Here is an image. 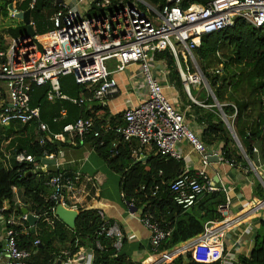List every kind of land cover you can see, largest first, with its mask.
Here are the masks:
<instances>
[{
	"label": "built area",
	"instance_id": "built-area-1",
	"mask_svg": "<svg viewBox=\"0 0 264 264\" xmlns=\"http://www.w3.org/2000/svg\"><path fill=\"white\" fill-rule=\"evenodd\" d=\"M166 1L162 8H158L147 0H118L115 10L90 16L80 11L77 5L87 2L90 4L89 11L94 5L100 11L112 7V0H74V5L67 0L59 3L55 0L57 10L51 17L54 30L46 35L54 42L53 50L46 44V36L40 37L38 34L33 37L11 38L4 48H0V125L9 126L13 122L36 123L39 133L37 139L41 145L45 144L42 132L50 133L54 143L67 141V134L81 139L88 135L98 137L101 131L96 129V121L92 117H80L75 122L64 125L61 132H52L41 119L40 107L31 104L33 87L47 86L49 101L67 100L78 106L89 105L92 110L93 103L107 106V100L119 94L117 74L126 73L132 66H137L133 72L128 73V80L139 102L124 109L122 122L117 126L107 120L105 131L115 132L124 142L136 140L141 146L153 144L163 156L176 160H184L185 156L179 150V144L186 140L202 160L208 163L213 153H210L208 146L190 126L186 112L180 110L167 96L163 83L167 79L166 72L162 63L155 59V53L170 50L176 59L184 90L190 99L202 107L212 108L215 104L199 102L191 93V87L194 89L195 86H200L208 97H215L194 56V50L201 46L203 35L234 25L238 17L254 27L263 26L264 0H211L207 4L189 0L187 8L181 5L182 0ZM18 12L14 9L11 15L15 16ZM31 24L34 26L32 20ZM214 72L223 74V64ZM70 74L91 93L89 97H71L62 91L61 78ZM227 105L232 106L233 114L227 115L221 104L220 116L226 123L239 154L249 169L258 175L264 187L259 167L245 151L235 128L238 108L233 102ZM60 115H66V110L62 109ZM54 121H60V118L57 117ZM214 153L231 167H237L238 160L235 158L227 159L220 152ZM254 153L259 154L257 147H254ZM55 156L54 152L44 149L41 161ZM16 160L19 163H32L35 157L22 152L16 155ZM41 167L42 164H38L35 168ZM87 181L92 182L91 179ZM81 183L82 177L79 173H58L49 177L47 199L52 203L49 210L55 216L59 204L68 209L81 208L78 195L82 190ZM169 186L174 202L185 210L192 208L199 196L206 192L223 191L226 201L219 206L223 216L221 220L207 221L200 236L181 248L163 252L159 262L170 261L176 254L188 248H194L195 251L198 247L205 246L208 249L221 250L220 264L238 263L232 250L227 249L236 221L227 215L233 203L230 195L232 189L217 185L206 170L193 171L187 165L170 181ZM93 188L97 192L100 187L93 183ZM127 204L130 209L135 208L133 200L127 201ZM263 208L264 198L253 204L248 211L256 214ZM137 212L133 214L138 215L139 220L150 231L152 250L155 253L160 252L162 243L170 237L171 231L163 229L152 215L143 216L141 210ZM98 214L101 224L97 235L112 239L115 249L121 250L126 238L122 225L116 220H109L103 210L98 209ZM37 217L39 220V216ZM0 218L4 227V234L0 237L3 244L0 246V264H27L32 252L21 248L18 237L21 233L28 234L32 228L28 214L22 212L10 218H4L0 214ZM16 227H20V231ZM39 244L40 241L36 240L35 245ZM96 247L103 249L100 240L96 241ZM232 247L236 248V244L233 243ZM82 250L81 248L74 257H71L69 248L63 250L60 257L67 259L63 262L60 260L61 264H92L93 254L84 253Z\"/></svg>",
	"mask_w": 264,
	"mask_h": 264
},
{
	"label": "trees",
	"instance_id": "trees-1",
	"mask_svg": "<svg viewBox=\"0 0 264 264\" xmlns=\"http://www.w3.org/2000/svg\"><path fill=\"white\" fill-rule=\"evenodd\" d=\"M14 1L0 0V17L12 21L3 32L18 38L25 35L27 24L17 15H11L10 5H13ZM147 1L158 8H162L167 2L166 0ZM194 1L207 4L211 0ZM32 3L33 8H31ZM189 3V0H182L181 5L187 8ZM16 7L20 11L31 10V20L34 22L36 34L44 35L54 30L53 23L47 19L57 10L55 0L34 2L21 0L16 2ZM112 9H116L115 5ZM91 11L94 14L98 13L94 8ZM4 47V38L0 34V48ZM194 56L217 100L223 105V111L227 115L233 114L234 109L227 103L236 104L238 116L235 128L247 154L251 159L257 158L254 147H259L261 159L264 160V87L258 86L260 81L264 82V25L254 27L238 17L234 25L219 32L203 35L202 44L194 50ZM155 59L163 64L169 80L184 88L173 53L168 49L157 51ZM220 64L224 66L223 74L210 71ZM223 75L225 76L222 77ZM67 76L61 78V89L65 94L71 97L91 95L83 85L76 82L74 75L70 86L66 81ZM47 90V86H34L31 104L40 107L41 119L48 124L49 129L59 133L64 125L75 122L80 117L95 119L96 129L101 131V135L98 137L88 135L84 138V142L92 143L107 166L121 174L120 187L125 199L133 200L135 208L141 210L143 216L152 215L163 229L171 231L170 237L162 243L160 252L155 253V259H159L163 252L181 248L200 236L207 221L223 218L219 211V206L226 201L223 191L206 192L188 210L174 202L169 183L183 171L185 165L183 160L163 156L155 146L156 153L149 156L146 161H138L133 156L135 147L130 142H124L115 132L105 131L106 121L111 120V123L117 126L122 122V114L111 116L109 108L98 103L94 104V110L91 112L87 105L78 106L65 100L49 101ZM4 92L6 93L5 90ZM191 93L195 96L192 87ZM205 103L215 104L212 97H208ZM191 106L203 110L192 102ZM63 107L68 109V116L60 121H54L57 117L61 118L60 110ZM98 114L104 115L98 118ZM202 121L206 123L201 134V140L205 145L218 143L225 158L243 160L217 106L214 105L208 110ZM38 134L36 123L13 122L9 126L0 125V214L4 218L22 214L23 206L17 203V192H19L24 207L29 213L39 216L35 231L29 230L28 234L21 233L18 237L21 248L32 252L27 264H58L60 260L63 262L67 259L60 257V254L68 248L71 250V257H74L81 248L92 250L94 255L92 264H145L142 261H135L123 253L122 249L116 250L112 239L97 235L101 224L97 209L78 208L79 216L74 229L68 227L49 210L52 203L47 199L46 181L50 176L44 175L42 171L34 173L35 167L40 164L44 149L57 153L68 143L67 141L54 143L50 133L42 132L45 144L41 145L37 139ZM22 152L32 154L35 157L34 162L19 163L16 155ZM53 172V174L60 173L58 170ZM256 193L264 198V189L259 183ZM6 203L9 204L8 207L5 206ZM16 229L20 231V227ZM36 240L40 241L39 245H35ZM97 240H100L103 249L96 247ZM0 246H3L1 242ZM216 250L220 249L207 248L204 251L196 249L195 257L204 260L200 261L192 256L194 248H188L163 264H220V261L206 262L217 257L214 253ZM239 264H264V220H261L251 254L247 257H239Z\"/></svg>",
	"mask_w": 264,
	"mask_h": 264
},
{
	"label": "crops",
	"instance_id": "crops-1",
	"mask_svg": "<svg viewBox=\"0 0 264 264\" xmlns=\"http://www.w3.org/2000/svg\"><path fill=\"white\" fill-rule=\"evenodd\" d=\"M17 1L21 0L14 1L13 10L17 9ZM67 2H71L72 5L75 4L74 0H67ZM77 8L82 11L81 5H77ZM17 10L19 12H24L20 11L19 9ZM51 17L47 19L50 22H52ZM11 22L12 21L6 18L0 17V34L4 38V45L11 38H13L12 36L3 32L4 29L11 24ZM51 32L39 36L43 37L50 34ZM134 67L137 66H132V68ZM116 77L119 81L120 92L114 97L109 98L106 102L111 116L122 114L124 109L139 102L136 93L131 88L130 82L128 80V75L126 73H119L116 75ZM166 77L167 79L166 81L163 80V83L165 84V92L167 96L180 110L186 112V115H190L189 117H191V119L188 118L187 120L193 130H195L201 137L202 130L206 125V123L203 121L201 122V120L206 115V112L208 110H211V108L202 107L201 105L194 103L190 99L184 88H181L175 83L171 82L168 78L169 75L167 73ZM194 90L196 91L195 96L199 102H203L208 98V95L207 98H202L203 93L206 91L201 89L200 86H195ZM191 102L194 103L197 107H202L203 110L192 107ZM94 104L95 103H93L92 106H94ZM87 107L90 110L89 105H87ZM62 109L66 110V115L61 116L60 119L66 118L68 116V109L65 107L61 108V110ZM91 109V112H93V107ZM100 115L98 114L97 117L100 118L104 114ZM58 142L59 141H57L56 143H61V141L59 143ZM67 143L68 145L59 149V151L61 152L58 151L57 153H55L56 156L50 159H55V164L45 163L42 160L40 162V164H42V167L38 169L35 168L34 173H36L37 171H42V173L48 177L54 173V170H58L60 171V173L65 174L79 173L82 177L81 189L83 190H81L78 194L81 201L79 207L83 209L94 208L97 210H103L109 220H116L120 222L126 236L124 246L122 248L123 253L133 258L135 261H142L145 264H163L159 262V259L154 258L155 252L150 246L149 229L139 220V218L137 217L138 215L133 214L137 212V209H130L127 204V200L123 197V193L121 192L120 187L121 174L111 170L107 166L106 161L98 154L95 146L90 142H84V138L81 139L78 136L67 134ZM130 143L135 147L133 156L138 161L140 159L146 161L149 156L157 152L156 147L153 144L141 146L136 140ZM220 147L221 145L218 143H214L212 145L208 144L210 153H213L212 155H217L214 152L221 153ZM179 150L181 151L183 156H185L183 160L185 165L189 166L191 170L196 171L204 169L206 170L208 176L217 185L232 189L230 195L233 198V203L227 215L229 218H233L236 221L231 236L228 240L227 249L232 250L235 258L238 260V263L236 264H239V257H247L251 254L255 245V239L260 228L261 220H264V208L258 211L256 214H250L248 211L253 204H255L258 200L263 199L256 193V187L258 183L261 184L260 178L255 172L249 169L244 160L238 161L237 167H231L225 161L219 159L218 156L217 161H208V163H205L202 160L201 156L186 140L179 144ZM256 155L257 158H253V161L259 167L261 173L264 175V160L261 159L260 149L259 154ZM9 156L10 154L7 157L9 158ZM258 158L260 159L259 161ZM87 179H91L92 182H88ZM47 182L48 180L46 181V189L47 193H49ZM93 183H97V186L100 187L97 192L93 188ZM261 186L264 189L262 184ZM21 201L22 200L20 194L19 192H17V203L21 204L23 208H25V205ZM5 206L8 207L9 204L6 203ZM138 213L139 211L137 212V214ZM3 234L4 227L1 224L0 237H2ZM233 243L236 244V248L232 247ZM82 251L84 253L88 252L93 254L92 250L90 251V249L83 248ZM194 253L195 251L192 253V256L197 259ZM214 253L217 254V257L212 261L206 262L219 261L221 250H216L214 251ZM197 260L204 261L201 259ZM77 264L83 263L78 262ZM84 264L88 263L84 262Z\"/></svg>",
	"mask_w": 264,
	"mask_h": 264
},
{
	"label": "water",
	"instance_id": "water-1",
	"mask_svg": "<svg viewBox=\"0 0 264 264\" xmlns=\"http://www.w3.org/2000/svg\"><path fill=\"white\" fill-rule=\"evenodd\" d=\"M63 0H57V2H61ZM13 5H10V9L13 10ZM94 9L99 10L98 7H96L95 5L93 6ZM17 16L21 19L24 20V22L27 24V30L26 33L24 35V37H33L36 35V31L34 29V26L31 24V10H27L24 12H18ZM225 75H223L222 77H224ZM258 86L260 87H264V82L260 81L258 83ZM214 102H215V106H217L219 108V106H221V104L219 103V101L217 100L216 96L213 98ZM220 110V108H219ZM218 157L217 155H212L209 157V161H217ZM139 161H143V159H140ZM43 162L45 163H54L56 162L55 159H44ZM204 194H201L199 196V199L201 197H203ZM23 213H27L28 214V221L29 224L32 226L31 231L34 232L35 231V226L38 222V217L29 213V210L27 208H23L22 209ZM56 215L59 217L60 220H62L68 227L74 229L76 226V220L79 216V211L78 210H74V209H68L66 207H64L63 205L59 204L57 206L56 209ZM91 251V250H90ZM58 264H61V262L59 261Z\"/></svg>",
	"mask_w": 264,
	"mask_h": 264
},
{
	"label": "rangeland",
	"instance_id": "rangeland-1",
	"mask_svg": "<svg viewBox=\"0 0 264 264\" xmlns=\"http://www.w3.org/2000/svg\"><path fill=\"white\" fill-rule=\"evenodd\" d=\"M88 2V1H87ZM87 2H84L81 6H82V11L85 13V14H87V15H90V16H95L96 14H103V13H106V12H108V11H110V10H113L112 9V7L110 8V7H106V8H103V9H101L100 11H98V13H96V14H94L91 10L89 11V9H90V4L89 3H87ZM117 2H118V0L116 1V0H112V4L113 5H117ZM217 68V67H216ZM216 68H214V69H212V70H210L211 72H214L215 71V69ZM136 69V67H134V68H130L129 70H127L126 71V74L128 75V73H131V72H133L134 70ZM203 72V71H202ZM215 73V72H214ZM204 74V73H203ZM205 75V74H204ZM67 82L70 84V86H72V79L74 78V76H72V75H68L67 77ZM75 79V78H74ZM194 93L196 94V91L194 90ZM206 96V97H205ZM202 98H207V93L206 92H204L203 93V96H202ZM190 116V115H189ZM188 116V114L186 115V117H187V119L188 118H190L191 119V117H189ZM259 173H260V175L263 177V179H264V175L261 173V170H259ZM206 248H205V246H200V247H198L197 248V250L198 251H204ZM196 251V250H195Z\"/></svg>",
	"mask_w": 264,
	"mask_h": 264
},
{
	"label": "bare ground",
	"instance_id": "bare-ground-1",
	"mask_svg": "<svg viewBox=\"0 0 264 264\" xmlns=\"http://www.w3.org/2000/svg\"><path fill=\"white\" fill-rule=\"evenodd\" d=\"M46 39V44L49 45V49L53 50L54 49V42L51 40L49 36L45 37ZM207 249V247H205Z\"/></svg>",
	"mask_w": 264,
	"mask_h": 264
}]
</instances>
